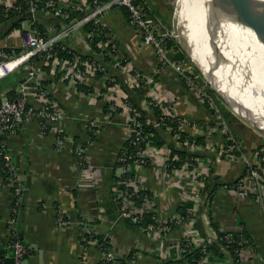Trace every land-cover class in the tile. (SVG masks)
I'll list each match as a JSON object with an SVG mask.
<instances>
[{
    "label": "crops",
    "instance_id": "1",
    "mask_svg": "<svg viewBox=\"0 0 264 264\" xmlns=\"http://www.w3.org/2000/svg\"><path fill=\"white\" fill-rule=\"evenodd\" d=\"M54 1L65 10H79V17L91 11L90 0ZM141 3L172 34L174 0H141ZM48 17L52 19L49 24H56V16ZM102 21L110 41L102 28L97 32L102 37L95 47L89 42L90 32L83 28L63 40L103 65V71L88 74L86 81L72 80L60 59L49 61L42 56H35L21 69L0 77V100H4L9 92L18 91L27 80L28 70L34 69L31 82L39 83L45 94L30 91L29 104L38 107L48 97L62 113L61 121L48 123L47 129L44 120L35 115L8 137V149L25 188L16 217L11 220L15 195L0 173L1 242L6 243L13 236L23 242L28 252L22 264L97 263L103 249L94 242L83 241L85 231L79 222L84 221L103 240L114 264H121L118 259L130 263L131 254L135 259L130 264H162L180 259L183 251L177 245L188 234H194L201 244L218 248L210 251L203 264H264V184L248 195L225 188L224 185H231L245 175L244 160L240 154L236 159L230 158L221 131L201 135L192 126L195 121L203 127L216 124L221 118L231 124V117L225 116V107L220 108L223 110L220 118L207 105L203 93L211 94V87L205 76L189 55L179 59L176 52L169 50V56L180 69L161 61L153 47L143 41L140 31L130 24L124 8L106 11ZM51 25L46 28L48 34L57 31ZM32 27L25 19L21 28L0 36V52L4 47L22 48L24 33ZM127 98L147 112L149 123L157 121L152 111V106L157 107L156 101L170 105L185 120L188 136H203L205 140L190 151L205 159V172L197 177L203 183L198 190L191 185L186 191L163 165L172 156L175 145L170 127L161 131L163 144H156L155 136L151 139L154 163L132 169V185L145 190L140 205L150 204L149 212L160 221L172 220L171 231L166 234L137 225L121 213L116 200L124 175L119 156L129 137V113L124 107ZM232 131L242 141L244 153L251 154L255 146L260 147L256 134L251 135L253 139L248 144L249 136L245 138L234 128ZM59 133L64 137L61 146L57 145ZM80 148L85 149L86 166L77 157ZM261 148L264 149L263 143ZM60 211L71 223L59 225ZM176 215L184 220L177 221ZM219 231L240 232L248 240L238 260L226 247L217 244ZM5 263L17 264L11 248H6L1 264Z\"/></svg>",
    "mask_w": 264,
    "mask_h": 264
},
{
    "label": "built area",
    "instance_id": "2",
    "mask_svg": "<svg viewBox=\"0 0 264 264\" xmlns=\"http://www.w3.org/2000/svg\"><path fill=\"white\" fill-rule=\"evenodd\" d=\"M18 0H0V15L8 13L12 9H19L20 5L17 3ZM29 2V10L31 13V18L28 19L33 26L35 20L36 12L39 10L40 0H27ZM91 1V11L83 17L76 18L72 20L69 24H64L61 29L57 30L53 34H42L34 26L24 33L23 45L19 53L16 52L14 47H4L1 50V61L0 68L4 69V73L0 77L6 74L21 69L23 65L29 62L35 56H42L48 59L52 54V51L59 44V42L64 39L71 37L76 31H78L82 26L88 22L100 23L104 31V35L109 40L108 29L105 24L101 23L104 13L108 10L114 8H125L129 12V22L132 26L136 27L142 34L143 41L152 46L158 58L172 66L180 69L176 62L169 56L168 40L172 37L171 34L164 28L162 22L155 16V14L149 12L146 7L141 3L140 0H90ZM41 9L47 15H53L56 17L66 18L69 16L67 10L64 7L56 5L54 0H47ZM103 22V21H102ZM89 42L92 41L93 35L90 33L88 35ZM110 41V40H109ZM11 48V50H7ZM63 62V64L68 68L69 76L72 80L86 81L87 75L95 71H103L104 67L97 62L95 59L85 58L81 55L74 54L72 57L55 58ZM13 63L12 66L9 64ZM35 75L34 69H29L26 75V81L21 83L18 88V94L14 98H7L0 101V135L15 133L19 130L22 124L29 121L33 116L37 115L44 120V128L47 129L48 123L60 122L62 119L61 111L48 99L45 97L43 102L38 106L34 107L29 104L28 95L30 91H37L39 94L44 95L43 87L39 84H33L31 81ZM204 99L207 105L211 107L216 115L221 118V110L216 103L215 98L210 93H203ZM156 106L160 109L161 119L159 121L153 122L155 127L166 125L170 127L172 133V141L176 146H184L188 151H192L197 146L195 138L185 140L180 139L181 131L186 130V122L183 118L176 115L172 111L171 106L163 105L161 102L156 101ZM126 111L129 113V137L127 141H130V148H125L121 151L119 156V164L123 169V173L127 174V179L123 182V188L118 189L117 199L119 204V209L121 213L127 217H130L134 222H139L142 220L143 214L145 212L151 211V205H138L136 203V198L140 197V188L132 185V169L134 167H144L154 163V159L151 157V139L153 136V131L147 129L142 121L139 119L140 113L133 107L131 101L127 98L124 103ZM177 120L178 127L174 129L172 122ZM196 132L201 135L211 134L216 131H221L225 135V145L228 148L229 156L232 159L237 158V154L240 153L241 158L246 164V172L243 177H241L236 183L231 185H224L225 188H232L237 193L241 195H248L250 191L259 188L264 184V176L262 175L264 171V149L257 147L253 150L251 154L244 153L242 150V145L239 137L232 131L228 123L221 118V121L216 124H207L203 127L199 122L195 121L192 124ZM7 140L0 139V147L2 148L0 152V159L3 157L6 159L5 165L8 167L11 175L8 182L5 183L15 195V207L13 213L16 214L21 203V195L24 190V183L21 176L16 172V166L13 160V156L8 149ZM64 137L62 133H59L57 137V145H63ZM77 157L82 164H86L87 160L84 157L85 149L80 148L77 150ZM153 155V154H152ZM177 156V155H176ZM174 156L175 158H177ZM172 156L166 158L163 165L166 170L174 173L175 177L180 182L182 188L186 191L190 188L189 186L196 187L198 190L202 186V179L197 178L198 175L202 176L205 171V159L201 156L187 157L181 164L175 165L172 163ZM86 166V165H85ZM143 198V195H141ZM154 218L155 214L153 213ZM15 218H11L14 220ZM177 221L184 220V217L176 215ZM57 221L59 225L66 226L71 223L70 219L64 215L61 211L57 213ZM157 224H150L147 227H142L145 230H154L166 234L171 231L172 220L171 221H160L156 218ZM79 224L85 231L86 235L93 236L91 229L88 228L84 221H80ZM194 234L186 235L179 243L181 251L189 247L203 246V251L207 252L205 243L201 244L199 238H195ZM226 242H232L233 236L231 231H226L224 235ZM218 239V237H217ZM88 242H94L98 246L103 245L96 238H89ZM242 245L237 252L242 255L245 251V247L248 244V240L244 235L240 236L238 241ZM9 248L13 249L17 264H22L28 249L23 244V242L15 236L8 237L5 243ZM224 247V246H223ZM102 249V248H101ZM100 260H105L107 262L114 260L108 253V250H103V256ZM134 261V259H132ZM130 260V263L131 261ZM208 260V256L205 253L204 256L198 261V264H203ZM98 261L97 263H99ZM129 262V261H128ZM126 262L127 264H130ZM88 263L87 264H97Z\"/></svg>",
    "mask_w": 264,
    "mask_h": 264
},
{
    "label": "bare ground",
    "instance_id": "3",
    "mask_svg": "<svg viewBox=\"0 0 264 264\" xmlns=\"http://www.w3.org/2000/svg\"><path fill=\"white\" fill-rule=\"evenodd\" d=\"M175 22L219 94L264 132V0H181Z\"/></svg>",
    "mask_w": 264,
    "mask_h": 264
},
{
    "label": "trees",
    "instance_id": "4",
    "mask_svg": "<svg viewBox=\"0 0 264 264\" xmlns=\"http://www.w3.org/2000/svg\"><path fill=\"white\" fill-rule=\"evenodd\" d=\"M46 1L47 0H40L39 10L36 12V16H35V20L33 22V26L37 30H39L42 34L48 35L46 28H47V26L51 25V24H49V20L51 22L52 19H49L48 15L41 9V7L44 6ZM17 3H18V5H20L19 9H16V10L12 9L8 13L0 15V36H6L9 33H11L14 29L21 28L23 21L25 19L31 18V13L29 10V2L27 0H18ZM126 12H127L128 18H129L128 10H126ZM67 13L69 14V16L66 18L56 17L55 23L58 24V26L56 24H52L51 26L56 27V29L59 30L62 28V26L64 24H69L72 20L79 18V16H78L79 10H76L75 8H68ZM82 28L87 32H90V33L92 32L93 39L91 41V44L95 47L98 39H100L102 37L101 34H97L98 31L102 30L101 29L102 26L98 23L88 22V23L84 24L82 26ZM103 38H104V35H103ZM167 44L173 53L176 52L175 53L176 57H178L179 59L180 58H188V53L182 48L181 44H179L176 40L170 38L168 40ZM7 50H11V48H7ZM20 51H21V48H16L17 53H19ZM51 54L52 55L48 58L49 61L54 60L56 57L57 58L72 57L74 54L81 55L82 57H85V58L94 59V57L92 55H89V54L85 55L83 53H79L77 50L66 45L64 41L59 42V44L55 47V49L52 51ZM80 87L84 88V86H80ZM212 91H214V90H211V92ZM17 94H18V92L15 93V91H11L8 93V98H14L17 96ZM129 100L133 104V107L140 113L139 119L142 121V123L145 125V127H147V129L153 131V133H154L153 136H155L154 137L155 143L156 144H163L165 142V139H163L161 131H162V129L166 128V125L155 127L153 122H150V123L147 122L146 121L147 112L143 109H140V107L136 104V102L134 100H132V99H129ZM217 104L219 105L220 103H218V101H217ZM223 107L224 106L222 105V108ZM152 111H153V116L156 118L157 121H159L162 117L159 109L155 106H152ZM221 112L223 113V110H221ZM227 121H229V120H227ZM172 126L174 127V129H176L178 127V122L176 119L172 122ZM153 136H152V138H153ZM8 137H9L8 134H1L0 135V139L7 140ZM186 138L192 139L191 137L188 136L186 131H181L180 139L185 140ZM195 141L197 144H200V143L202 144L205 142L203 136H198L197 138H195ZM259 146L261 147L262 143ZM125 148H130V141L129 140L125 142V145L123 146L122 150ZM1 150H2V148L0 147V152H1ZM238 154H240V153H238ZM174 156H176L177 158H175ZM194 156H197V154L188 151V149L185 147V145L184 146H175L174 145L172 147V157L175 158V159H172V163H175V165L181 164L187 157H194ZM5 161H6V159L3 157V154H2L1 159H0V173L2 174V176L4 178V182L7 183L8 179L11 175V172L9 171L8 167H6ZM214 178L216 179L217 177H214ZM121 179L124 182L125 179H127V174H124ZM237 181H235L231 184H234ZM123 187H125L124 184H123ZM123 187H121V188H123ZM144 192H145V190L139 191L140 197L136 198V203L138 205H140L142 203L141 195H143ZM116 200H117V203L119 205L120 203L118 202L117 195H116ZM182 215H185V213H183ZM11 216H12L11 218L16 217V215L14 213H12ZM135 223L141 227H147L150 224H157V221H156V218H154L152 212H145L143 214L142 220L139 222H135ZM224 235H225V232L219 231L218 236H217L218 239L216 240L217 244L219 246L226 247L227 250L229 251V253L233 256V258L235 260H238L241 255L237 252V250H239V248L242 247V245H240L238 243V241L240 239V236L243 234L240 232H232L233 241L230 243L225 241ZM90 237L98 239L99 236L94 235V234H93V236L86 235V239H84L83 241L85 243H87ZM14 238H15V236L12 237V240ZM99 241L103 242V240H101V239ZM0 245L2 247V251L0 253V264H1L2 258L5 256V253H6V248L9 249V247L5 243L1 242V240H0ZM205 246H206L207 252L203 251V246L189 247V248L185 249V251L183 252L182 258L176 259L174 261L164 262L162 264H198V261L201 259L202 256L205 255V253L208 255L210 253V251L213 250V248H215L216 250L218 249L213 244H206L205 243ZM100 247L103 250H106V248H104V244L100 245ZM209 256H210V254H209ZM128 259L132 260V259H135V257H134V255L131 254V255H129ZM118 262L121 264H127L126 263L127 261H125L123 259H118ZM97 264H112V261L107 262L105 260H100V262Z\"/></svg>",
    "mask_w": 264,
    "mask_h": 264
},
{
    "label": "rangeland",
    "instance_id": "5",
    "mask_svg": "<svg viewBox=\"0 0 264 264\" xmlns=\"http://www.w3.org/2000/svg\"><path fill=\"white\" fill-rule=\"evenodd\" d=\"M180 1L181 0H174V12H175V15H176V7H178V5L180 4ZM168 31V30H167ZM169 32V31H168ZM170 33V32H169ZM177 35H178V29H177V26H176V22H175V25H174V27L172 28V34H171V38L172 39H174V40H176L179 44H181V46H182V48L188 53V55L190 56V57H192L191 55H190V52L183 46V44H182V42L179 40V38L177 37ZM191 59H193V57L191 58ZM193 62H195V60L193 59ZM196 63V62H195ZM197 64V63H196ZM198 65V64H197ZM199 67V66H198ZM200 68V67H199ZM201 69V68H200ZM201 71H202V69H201ZM202 73L204 74V72L202 71ZM204 76L206 77V80H207V83H208V85H209V87H211L210 88V91L211 90H214V91H212L211 92V95L215 98V100H216V102H217V100H218V103H220L218 106H219V108L223 105L225 108V111H226V113H225V116H227V117H231V124L229 125V127L230 128H234L236 131H238V133H240V135H242L243 134V136H245V138L247 137V136H249V137H247L248 139H249V141H248V144H251V140L253 139L252 137H251V135L252 134H256L258 137H259V141H260V143H263L264 144V132L263 131H261L259 128H257L255 125H253V124H251L250 122H248L244 117H242L239 113H237L235 110H234V108L227 102V101H225V99L219 94V92H218V90L216 89V87H215V83L212 81V80H210L205 74H204ZM212 85H213V87H215V89L217 90H215L213 87H212ZM209 87H208V89H209ZM218 92V93H217ZM221 110V109H220ZM228 114V115H227ZM225 118V117H224ZM255 126V127H254ZM247 127V128H246ZM247 129H250V132L249 131H247ZM234 131V130H233ZM253 136V135H252ZM252 138V139H251ZM242 142V141H241ZM256 148H257V146H255ZM255 148V149H256ZM247 154H248V152H247Z\"/></svg>",
    "mask_w": 264,
    "mask_h": 264
},
{
    "label": "water",
    "instance_id": "6",
    "mask_svg": "<svg viewBox=\"0 0 264 264\" xmlns=\"http://www.w3.org/2000/svg\"><path fill=\"white\" fill-rule=\"evenodd\" d=\"M192 58V57H191ZM193 60V59H192ZM195 63V62H194ZM196 64V63H195ZM196 66L198 67V65L196 64ZM198 69L201 71V69L198 67ZM201 73H202V71H201ZM203 74V73H202ZM204 75V74H203ZM206 78V77H205ZM212 87H213V85H212ZM214 89H215V87H213ZM216 90V89H215ZM217 91V90H216ZM218 93V92H217ZM247 120V119H246ZM248 122H250L249 120H247ZM251 124H253V125H255L257 128H259L260 129V127H259V125L258 124H255L254 122H250ZM261 130V129H260ZM6 264V263H5Z\"/></svg>",
    "mask_w": 264,
    "mask_h": 264
}]
</instances>
